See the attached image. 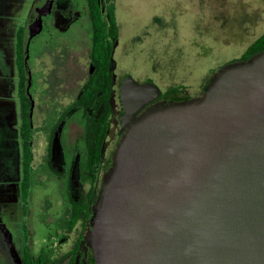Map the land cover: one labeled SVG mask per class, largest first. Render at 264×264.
Wrapping results in <instances>:
<instances>
[{
	"label": "water",
	"instance_id": "95a60500",
	"mask_svg": "<svg viewBox=\"0 0 264 264\" xmlns=\"http://www.w3.org/2000/svg\"><path fill=\"white\" fill-rule=\"evenodd\" d=\"M160 95L120 81L128 131L92 207L95 264H264V52L223 67L198 98L154 106Z\"/></svg>",
	"mask_w": 264,
	"mask_h": 264
},
{
	"label": "rangeland",
	"instance_id": "374dc122",
	"mask_svg": "<svg viewBox=\"0 0 264 264\" xmlns=\"http://www.w3.org/2000/svg\"><path fill=\"white\" fill-rule=\"evenodd\" d=\"M37 2L0 0V243L3 241L1 228H4L11 236L10 243L16 253L20 248L19 232L14 225L21 206L22 140L15 44L17 30L26 27ZM55 14L63 21L54 22L57 16L52 21L49 18L41 21L40 17L46 15H39L41 31L37 35L28 33L24 47L29 74L27 84L31 98L33 94L38 98L46 89L48 81L44 69L50 65V58L45 48L49 43L56 44L50 96L66 102V97L77 96L83 75L82 63L88 59L87 50L79 40L73 39V31L86 26L85 2L54 0L52 16ZM115 18L119 29L113 53L118 108L119 84L126 75L140 83L152 81L161 93L180 87L185 96L198 98L218 70L238 59L248 45L264 33V0H116ZM26 30L30 32V26ZM35 100L31 115L33 162L37 160L38 165L47 166L42 157L46 156V140L54 123L45 119L42 126ZM59 112L60 109L56 116ZM117 117L118 114L116 121ZM118 126L116 122V133ZM62 128L63 125L59 130ZM67 132L71 142L79 137L81 129L72 123ZM114 133L113 125L108 139ZM105 157L108 158L107 154ZM49 165L53 169L60 166L54 160ZM37 174L31 191L30 225L36 245H43L49 236L55 238L58 219L66 213L64 188L73 187L74 182L62 183L49 168L39 177Z\"/></svg>",
	"mask_w": 264,
	"mask_h": 264
},
{
	"label": "trees",
	"instance_id": "16d2710c",
	"mask_svg": "<svg viewBox=\"0 0 264 264\" xmlns=\"http://www.w3.org/2000/svg\"><path fill=\"white\" fill-rule=\"evenodd\" d=\"M115 1L104 0L105 9H102L101 0H85L91 26L89 47L90 74L74 101L63 109L62 113L59 114L60 116H58L57 122L49 130L51 136L48 138L49 155L47 156L46 164L51 171L63 177H68L70 174L80 176L83 180H88L90 183H93L95 179L96 172L94 168L100 161L102 146L108 135L110 117L113 113L111 104L114 85L113 53L119 36L118 24L115 18ZM24 30L21 27L16 33L15 65L18 75L17 94L21 112L19 129V135L22 140L21 199L25 203L28 201L34 181V170L32 168L34 128L31 117L32 100L26 94L27 72L25 67ZM262 52H264V33L250 43L241 56L233 60L232 63L247 62L251 57ZM181 90L182 88L180 87H172L161 93L160 96L168 99L181 98L179 102L190 100ZM118 108L116 107V115L118 114L119 116L117 119L121 116L120 112L118 113ZM70 122H75L81 129V136L75 146L72 147L74 152L77 153L76 157L73 155L75 158L72 165L75 168L72 170L71 164L66 160L68 156L66 155V157L64 156L60 161L56 162L59 165H63L59 171L49 165L53 159L55 148L53 146L54 135L59 131L61 125L66 127ZM96 198V187L91 184L86 194L79 195V199L73 207V213L78 215L89 213L92 204L96 202Z\"/></svg>",
	"mask_w": 264,
	"mask_h": 264
},
{
	"label": "flooded vegetation",
	"instance_id": "af4514ba",
	"mask_svg": "<svg viewBox=\"0 0 264 264\" xmlns=\"http://www.w3.org/2000/svg\"><path fill=\"white\" fill-rule=\"evenodd\" d=\"M42 1L44 0H38L36 4V9H34V11L30 14L26 27L31 26L32 24H35L36 22H38L39 15L41 14L40 4ZM45 1H51V8H50V13L48 15L40 17L41 21H43V19L45 18H49L50 21H52L54 16H57V14L52 16L54 0H45ZM37 5L39 6L37 7ZM85 5H86V2H85ZM101 6H102V9H105L104 0H101ZM60 20L63 21V18L61 16L59 17L57 16L54 22H60ZM85 24L86 26L84 25L82 28H80V31L78 30L73 31V36H74L73 39L79 40L80 45H82V47L87 50V54H88L87 61L85 63H82L83 75H82L81 81L79 80L80 85L78 84L77 86L78 88L77 92H79L81 87L87 81L89 74H90V68H91V63H90L91 61L89 57V54H90L89 47H90V41H91V26H90V20L88 18L87 5H86ZM26 27L25 28L22 27L23 29H25L24 30V43L25 41H27V36L29 33L28 32L29 30L27 31ZM48 45H47L48 48H45V49H47L46 54L50 58V65L44 69L47 75L46 79L48 81V86L46 87V89L43 90L42 94H40L38 98H36L34 94H33V97L31 98L29 95L30 90L29 92L27 90V87L29 89V86L26 82L27 97H29L32 100V104L34 103V100L36 99L35 102L37 101V105H39L38 112H39V117L42 119L41 120L42 126L45 123V119H49L53 123H56L58 116H60L59 114H61L63 109L66 108L68 105H70L75 99L73 97H66L65 100L67 101L62 102L61 100H54V98L50 96V89L53 87L52 86L50 88L51 77H52V74L55 73L54 67L56 68V64L54 63V59H55L54 54H55V50L57 49V46H54L56 44L50 45V43ZM70 50H72V47L70 48ZM114 67H115V62H114ZM217 72H219V70ZM113 74H114V69H113ZM28 75H27V79L29 78ZM32 76L33 75H31L30 73L31 79H32ZM113 84H114L113 94H112V100H111L113 113H112V116L110 117V129H109L108 135L110 134V131L113 125L115 126V133L111 139H108V135L105 139V142L101 150L100 161L95 165V168H94L96 172L94 182L90 183L88 180H83L80 176H75L73 174L72 175L70 174L68 177H63L62 175L55 174L53 171H51L48 165L47 166L38 165L39 162L37 160H36V163L32 162V168L34 170V181L31 187V191H32L33 186L36 185L35 184L36 183L35 181L36 172L38 173L37 175L39 177L42 173L48 170V168H49L50 173L53 176H55L57 179L62 181V183L66 181L68 182V184H70L71 181L74 182L73 187L71 188L69 187V189L64 188L65 189L64 195H66L65 196L66 199L64 200L67 201L66 213L62 215L60 219H58L59 228L57 230L55 238H53L52 236H49L46 239L45 244L36 245V242L34 241V234L32 231V227L30 225L31 193L28 198V201L24 203L21 199V182H20L21 206L19 208V213L17 214V218H16L17 222L14 225V229L19 232L20 248L18 249L16 253V249H14V247L10 243V239H11L10 234L4 228H1V231L3 232V241L0 243V264H95L93 251L91 249L90 242L88 240V235H89L92 218H93L92 217V207L94 203L92 204L89 213H85L81 215L73 213V207L75 205V202L79 199V195L86 194L89 191L91 184H93L96 187V190H97L96 201H97L103 182L109 178V176L111 175L110 173L116 168V153H117L119 144L121 143L126 132L128 131V127L126 126L121 134L118 133L120 129V123H119L120 121H119V118L116 121V79H115V75H114ZM205 86L203 87L200 95H202ZM32 92H34L33 89L31 90V94ZM118 99H119V90H118ZM18 100H19V97H18ZM179 101H180L179 99L178 100L168 99V98L159 96V98L155 101L154 106L158 104L171 105ZM19 104H20V101H19ZM118 106H119L118 113L120 112V115H121L123 113V110H122L120 100H119ZM59 109H60V112L56 116V112ZM31 115H32V109H31ZM116 122L119 125L118 126L119 128L117 129V133H116ZM72 123L77 125L75 122H70L69 124L66 125V127L64 126L61 131L59 130V132L61 133L57 134V139L55 140L56 145H55L52 160H54V162L56 163L57 161H60L62 157L64 156L66 157V155H68L66 160L69 162V164H71L70 167L73 170L75 168V166L72 165L73 159L76 157L77 153L74 152V149L72 147L75 146V143L80 138L81 133L79 137L75 139L74 141L70 142L68 140L69 137H68L67 128ZM64 129H65V132H64ZM43 130H45V133H47L45 127L43 128ZM48 134H50V132ZM55 135H54V138H55ZM48 138L46 140V152H45L46 156L42 157V162H45V163L47 162V156L49 155V150H48L49 139ZM106 154L108 156L107 159L105 157ZM73 155L75 157H73ZM33 160H34V157H33ZM61 167H63V165L56 167V169L60 171ZM21 169H22V161H21ZM69 191H71L72 195L70 194ZM18 255H19V258L17 259ZM18 260H20L19 263H18Z\"/></svg>",
	"mask_w": 264,
	"mask_h": 264
}]
</instances>
